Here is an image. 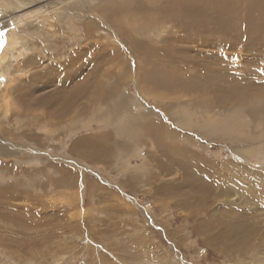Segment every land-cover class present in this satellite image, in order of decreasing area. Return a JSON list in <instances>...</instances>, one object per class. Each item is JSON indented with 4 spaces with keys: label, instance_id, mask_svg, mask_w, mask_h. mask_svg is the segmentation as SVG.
Returning <instances> with one entry per match:
<instances>
[{
    "label": "rangeland",
    "instance_id": "obj_1",
    "mask_svg": "<svg viewBox=\"0 0 264 264\" xmlns=\"http://www.w3.org/2000/svg\"><path fill=\"white\" fill-rule=\"evenodd\" d=\"M143 2L0 0V264H264V0Z\"/></svg>",
    "mask_w": 264,
    "mask_h": 264
},
{
    "label": "bare ground",
    "instance_id": "obj_2",
    "mask_svg": "<svg viewBox=\"0 0 264 264\" xmlns=\"http://www.w3.org/2000/svg\"><path fill=\"white\" fill-rule=\"evenodd\" d=\"M114 1V3L116 2V4H115V8H116V12L117 13H121V11L120 10H118L119 8L120 9H127V8H129L130 7V5H128L129 3H128V1L127 0H119V2H118V0H113ZM170 1V0H169ZM173 1V0H172ZM182 2L181 3H177V1L176 0H174L172 3H166V2H164L163 0H152V2H151V0H145V2H143L141 5H142V7L145 9V10H147L148 11V13L152 10V8H153V4H155V9H156V18H158L162 13H167L168 14V17H167V19L168 20H171L173 17L172 16H178L179 14H175L174 12L177 10V11H185L186 10V12L185 13H191V14H187V16H186V19H188L189 18V15H190V17H192V16H194V18H197L198 17V15H197V12H198V10H197V8L195 9L194 7H192V4L190 3L191 2V0H181ZM212 1V0H211ZM147 2V3H146ZM213 2H215V1H213ZM6 3V2H5ZM113 3V4H114ZM165 3V4H164ZM194 3V2H193ZM1 4V3H0ZM206 4V3H205ZM212 4V3H211ZM110 5V4H109ZM118 6V8H117V6ZM153 5V6H152ZM174 5H175V7H174ZM206 6H207V4H206ZM0 7H1V5H0ZM106 7H108V6H106ZM135 7V6H134ZM219 7V6H218ZM226 7V6H225ZM130 8H132V7H130ZM141 8V7H140ZM6 9V8H5ZM143 9V10H144ZM233 9V8H232ZM7 10V9H6ZM113 10V9H112ZM196 10H197V12H196ZM129 11H130V9H129ZM153 11V10H152ZM204 11V10H203ZM202 11V12H203ZM206 11V10H205ZM207 11H209V13H208V15H207V17H209V18H213L214 16V14L216 13L217 14V9H215V8H210V6H208L207 7ZM206 11V12H207ZM251 10H248V12H250ZM12 12V11H11ZM111 12H113V11H111ZM161 14H160V13ZM233 12V11H232ZM6 13V12H5ZM181 13V12H180ZM184 13V14H185ZM199 13H201V11H199ZM205 13V12H204ZM204 13H202V15L201 16H203V14ZM223 14V13H222ZM33 15V14H32ZM114 15V14H113ZM206 15V14H205ZM221 15V14H220ZM31 16V15H30ZM245 16H249V13H245ZM23 17H25V16H23L21 13H18L17 11H13L12 13H8V14H0V30H2V31H5L6 32V30H8V32H7V34L5 33V34H3L4 36H0V39L2 40V42H1V44L3 45V48L2 49H4V51H8V53L7 54H9L10 55V53H13V51L15 50V46L17 47V44H18V40H19V38H17V34H16V32L14 31L16 28V26L17 25H19V23H21L23 20H21V19H23ZM116 17V16H115ZM120 17V16H119ZM154 17V18H155ZM233 17V16H232ZM160 18H162L163 19V17H160ZM178 18H181V17H177V19ZM204 18V17H203ZM221 19H222V17H220ZM205 19V18H204ZM215 19H216V17H215ZM225 19L228 21V22H231V25H230V27L232 28V29H234V28H238L237 27V22L236 21H233V20H236V19H234V18H223L222 19V21H225ZM20 20H21V22H20ZM173 20H174V18H173ZM114 21V20H113ZM166 21V20H165ZM175 21V20H174ZM189 21V20H188ZM116 22V21H115ZM164 22V21H163ZM39 23H41V21L39 22ZM165 23V22H164ZM221 23V22H220ZM223 23V22H222ZM43 24V23H42ZM170 24V23H169ZM210 24V23H209ZM247 26H250L249 25V22H246L245 23ZM251 24V23H250ZM255 24H256V22H255ZM174 25V24H173ZM125 26V25H124ZM186 26V25H185ZM147 27V26H146ZM15 28V29H14ZM14 29V30H13ZM181 30V29H180ZM157 31V30H156ZM182 31H183V29H182ZM250 31V30H249ZM176 32V31H175ZM235 39V38H234ZM20 42V41H19ZM226 42V41H225ZM137 43V42H136ZM135 43V44H136ZM238 43V42H237ZM1 49V50H2ZM97 51V50H96ZM169 51H170V49H169ZM158 54V53H157ZM168 54H170L169 52H168ZM172 54V53H171ZM4 55V54H3ZM114 56V55H113ZM0 57H1V55H0ZM7 57V56H6ZM10 57V56H9ZM14 57V56H13ZM4 56H3V58L1 59L0 58V87L1 86H3V78H4V74L5 73H3V71H4V68H2V64H3V62L2 61H4ZM11 59V58H10ZM32 59V58H31ZM188 61V60H187ZM112 62V61H111ZM155 63V62H154ZM167 63V62H166ZM156 65V64H155ZM172 67V66H171ZM96 69V68H95ZM220 69V68H219ZM93 71V70H92ZM141 71V70H140ZM79 75V74H78ZM92 75V74H91ZM48 76V75H47ZM74 76V75H73ZM124 76V75H123ZM153 77V76H152ZM87 78V77H86ZM148 79V78H147ZM87 80V79H86ZM93 81V80H92ZM146 81V80H145ZM148 81V80H147ZM164 81V80H163ZM27 82V81H26ZM88 82V81H87ZM18 83V82H17ZM25 83V82H24ZM83 83V82H82ZM152 83V82H151ZM164 83V82H163ZM207 83V82H206ZM19 84V83H18ZM45 84V83H44ZM30 85V84H29ZM84 85V84H83ZM18 86V85H17ZM86 86H88V85H86ZM90 86V85H89ZM22 87V86H21ZM26 87V86H25ZM28 87V86H27ZM75 87V86H74ZM80 87L81 88H83L82 87V85H80ZM80 87H78V88H76V89H74V91L73 92H71L72 94H74L75 96L76 95H78L79 93H81V92H83L84 90H82V89H80ZM8 89V88H7ZM10 89H12V88H10ZM16 91H17V94H19V98L22 96V99H19L18 100V102H16V104H18V107H28L29 106V103H31V101H29L28 99V94H29V92H28V90H22L21 88H20V85L18 86V87H16ZM9 90V89H8ZM7 90V91H8ZM72 90V89H71ZM60 91V90H59ZM58 91V92H59ZM68 91V90H67ZM95 91V90H94ZM89 92V91H88ZM91 92V91H90ZM56 95V94H55ZM54 95V96H55ZM65 97V96H64ZM65 99V98H64ZM71 100V99H70ZM70 102V101H69ZM8 104V103H7ZM60 104V103H59ZM67 104H69V103H66V105ZM11 105H13V104H11ZM11 105H10V107H11ZM46 105V104H45ZM61 105V104H60ZM63 106H64V108L65 107H67V106H65L64 104H63ZM69 106V105H68ZM9 107V108H10ZM14 107V106H13ZM70 107V106H69ZM68 107V108H69ZM15 108V107H14ZM11 109V108H10ZM66 109V108H65ZM15 110V109H14ZM63 113V112H62ZM62 113H60V114H62ZM49 116V115H48ZM63 117V116H62ZM14 146V145H13ZM15 147V146H14ZM13 147V148H14ZM1 149H3V148H1ZM101 149V148H100ZM9 150V149H8ZM7 150V151H8ZM16 151L17 150V152H18V150H19V152L20 153H23L24 151V149L22 150L21 148H19V147H15L12 151ZM23 151V152H22ZM16 152V153H17ZM187 175V174H186ZM189 177V176H188ZM7 192H4L3 193V195L4 194H6ZM9 193V192H8ZM2 195V194H1ZM8 195V194H7ZM6 195V196H7ZM62 195V194H61ZM11 196V195H10ZM9 196V197H10ZM58 197V196H57ZM39 198V197H38ZM25 199V198H24ZM34 201V200H33Z\"/></svg>",
    "mask_w": 264,
    "mask_h": 264
}]
</instances>
